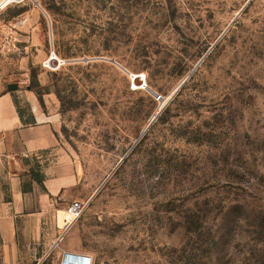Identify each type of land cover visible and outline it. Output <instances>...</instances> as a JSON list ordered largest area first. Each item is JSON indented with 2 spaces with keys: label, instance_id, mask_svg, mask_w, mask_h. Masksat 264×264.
<instances>
[{
  "label": "rangeland",
  "instance_id": "rangeland-1",
  "mask_svg": "<svg viewBox=\"0 0 264 264\" xmlns=\"http://www.w3.org/2000/svg\"><path fill=\"white\" fill-rule=\"evenodd\" d=\"M4 95L52 123L57 145L4 163L0 202L6 171L39 164L71 182L41 221L16 219L0 264H264V0L8 4ZM73 201L84 209L69 220Z\"/></svg>",
  "mask_w": 264,
  "mask_h": 264
},
{
  "label": "crops",
  "instance_id": "crops-1",
  "mask_svg": "<svg viewBox=\"0 0 264 264\" xmlns=\"http://www.w3.org/2000/svg\"><path fill=\"white\" fill-rule=\"evenodd\" d=\"M36 120L34 124H23L11 98L4 95L0 99V177L5 174L1 170L4 163L11 164V167L13 164L20 166L22 160L36 159L40 162L42 158L55 154L57 137L53 124L39 121L37 117ZM20 169L24 170L22 167ZM6 172L11 177L12 192L8 202H0V251H16V219L27 215L34 218L35 222L41 221L40 215L46 206L45 202L60 196L67 183L71 182V172L50 177L41 171L44 176L42 186L30 180L32 191L26 193L23 192L22 181L24 176L30 179L29 169L25 173Z\"/></svg>",
  "mask_w": 264,
  "mask_h": 264
},
{
  "label": "built area",
  "instance_id": "built-area-1",
  "mask_svg": "<svg viewBox=\"0 0 264 264\" xmlns=\"http://www.w3.org/2000/svg\"><path fill=\"white\" fill-rule=\"evenodd\" d=\"M19 0H9L8 4L16 3ZM140 78L141 80H144V77L142 75H137L135 77ZM162 100V96L158 95L156 97V101L160 102ZM84 209V205L82 202L79 201H73L71 202L68 207L66 208L67 214L71 215L72 219L79 217ZM64 264H94V259L87 254L83 253H67L64 255Z\"/></svg>",
  "mask_w": 264,
  "mask_h": 264
},
{
  "label": "trees",
  "instance_id": "trees-1",
  "mask_svg": "<svg viewBox=\"0 0 264 264\" xmlns=\"http://www.w3.org/2000/svg\"><path fill=\"white\" fill-rule=\"evenodd\" d=\"M16 109H17V112L20 116V119L21 121L23 122V124L25 125H28V124H34V119L30 116V118L28 119H25L24 118V111L21 109V107H19L18 105H16ZM37 163V162H36ZM39 166V164L37 165V167ZM36 167V168H37ZM36 168H33V169H30L29 171V178L32 181L40 184L42 186L43 184V179H44V176L43 174L41 173V171L37 170ZM32 191V185L31 183H28L27 185L26 184H23V192L26 193V192H31Z\"/></svg>",
  "mask_w": 264,
  "mask_h": 264
},
{
  "label": "bare ground",
  "instance_id": "bare-ground-1",
  "mask_svg": "<svg viewBox=\"0 0 264 264\" xmlns=\"http://www.w3.org/2000/svg\"><path fill=\"white\" fill-rule=\"evenodd\" d=\"M8 1L9 0H0V9H2L5 6H7L8 5ZM66 218L69 219V220H72V217L69 214H67ZM66 222H67V220H66Z\"/></svg>",
  "mask_w": 264,
  "mask_h": 264
},
{
  "label": "water",
  "instance_id": "water-1",
  "mask_svg": "<svg viewBox=\"0 0 264 264\" xmlns=\"http://www.w3.org/2000/svg\"><path fill=\"white\" fill-rule=\"evenodd\" d=\"M19 88L18 84H10L8 85V90L10 92L16 91Z\"/></svg>",
  "mask_w": 264,
  "mask_h": 264
}]
</instances>
